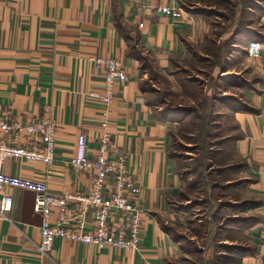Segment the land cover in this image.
<instances>
[{
    "label": "crops",
    "instance_id": "crops-1",
    "mask_svg": "<svg viewBox=\"0 0 264 264\" xmlns=\"http://www.w3.org/2000/svg\"><path fill=\"white\" fill-rule=\"evenodd\" d=\"M204 3L0 0V117L57 123L56 159L48 177V166L42 161L9 158L0 169L22 177L47 178L48 188L55 194L84 193L94 174L71 165L78 138L86 135L88 155L95 159L100 136L109 132L112 149L128 154L145 205L136 249H98L58 237L55 251L47 253L40 249L43 214L34 209L35 194L7 187L0 198L10 195L13 208L0 216V264H173L183 254L193 253L185 245L190 239L201 236L206 244L215 239L218 233L213 226L207 224L196 231L193 225L199 215L191 216L192 209L201 205L205 209L197 220L203 224L206 209L214 201L199 199L201 203L192 205L195 195L186 186L192 176L185 174L180 158L172 153L173 134L180 121L169 118L176 116V108L185 106L176 103L164 109L172 98H161L158 103L151 99L153 92L162 95L157 82L169 81L170 90H182L175 84L177 67L187 55L188 40L200 30L198 5ZM163 6L171 11L163 13ZM261 15L260 27H249L257 34L245 40V48L252 41L264 44V12ZM146 55L148 64H144ZM101 56L121 60L128 75L127 81L116 85L108 105L100 97L89 96L104 92L105 68L94 61ZM249 65L250 75L260 76L253 88L243 87L239 100L243 107L234 105L228 110V119H232L231 124L229 120L224 124L228 134L216 135L215 145H209L206 169L214 170L229 186L228 191L235 192L229 201L239 220L233 222L235 235L221 238L225 250L220 252L240 257L242 264H264V65L257 59ZM187 100L196 104L192 96ZM162 110H169V118ZM185 110L186 119L193 110ZM4 137L0 128V140ZM212 185L208 183L207 194L212 195ZM242 202L256 205L242 210ZM56 213L54 209L53 219ZM202 261L200 264H219Z\"/></svg>",
    "mask_w": 264,
    "mask_h": 264
},
{
    "label": "rangeland",
    "instance_id": "rangeland-1",
    "mask_svg": "<svg viewBox=\"0 0 264 264\" xmlns=\"http://www.w3.org/2000/svg\"><path fill=\"white\" fill-rule=\"evenodd\" d=\"M205 3L198 5L200 30L195 37L188 40L187 55L177 67L175 84L182 90L173 87V90H170L169 81H164L163 84L156 83L157 87L162 88L160 90L162 95L160 93L154 95V92L151 94V99L153 97L156 103L164 97L172 98L173 102L164 104V109L180 103L185 109L193 110L191 116L186 119V115L182 113L187 111L184 108H176L177 111H174L176 116L170 118L166 117L170 115L169 110L162 112L165 118L180 121L177 122V130L173 134L172 153L180 158L181 168L185 169V174L192 176L186 185L187 190L195 195L192 205L201 203L199 199L214 201L213 207L206 209L207 214L204 215L207 221L203 224L197 220L205 209L201 205L192 209L191 216L199 215L193 225L196 231H202L205 225L210 224V227L216 229L217 236L210 239L207 244L201 236L190 239L191 243L186 242L185 245L188 251L193 253L183 254L173 264H200L202 260H207L208 263L215 262L219 255L224 254L220 252L225 250L223 244H220L223 240L221 238L235 235L232 230L233 222L239 218H234L232 210L235 207L229 201L235 192L228 191L229 186H225L214 174V170L206 169L208 148L209 145H215L216 135L228 134L227 125L224 126L227 120L228 123H232V119H228L231 115L228 114V110L234 105L242 106L240 101L244 88H253L252 85L260 76L259 73L250 75L249 70L252 66L249 64L251 60L256 59L249 57L247 48L244 47L248 37L245 34L237 35V26L239 23H245L249 27L259 28L261 14L264 12V0H254L252 3L247 1V5L246 0H205ZM248 5H252L253 9L247 7ZM149 60L150 57L146 55L145 61ZM195 90L196 94H192ZM190 96L195 98L196 104L187 100ZM204 101H207L208 106L202 108ZM200 113H210L212 122L208 125V119H204L207 115L201 118ZM192 171L196 173L189 175ZM210 182L214 184L212 195L206 193ZM222 208L225 210L221 212Z\"/></svg>",
    "mask_w": 264,
    "mask_h": 264
},
{
    "label": "built area",
    "instance_id": "built-area-1",
    "mask_svg": "<svg viewBox=\"0 0 264 264\" xmlns=\"http://www.w3.org/2000/svg\"><path fill=\"white\" fill-rule=\"evenodd\" d=\"M129 3L138 0H126ZM169 13L168 6L160 7ZM249 57L264 65V44L252 41L247 47ZM97 67L105 68L104 92L90 93L100 97L103 104L112 102L115 87L128 80L123 63L118 58L96 57ZM106 126V122L103 123ZM0 128L5 137L0 140V166L9 158L27 161H42L48 166V177L56 159L57 123L52 119H40L33 123L0 117ZM111 133L100 136L98 156L88 155L87 137L78 138L75 156L71 165L94 174L89 190L84 193L55 194L47 184V178H29L12 175L0 169V192L7 187L22 188L35 194L34 209L43 214L41 245L43 252L53 253L56 238L62 237L84 244H93L98 249L115 247L136 249L143 229L145 205L142 187L130 170L126 151L112 149ZM20 142V143H19ZM13 199L10 195L0 198V216L10 212ZM54 209L57 213L54 217ZM264 250V241L261 244Z\"/></svg>",
    "mask_w": 264,
    "mask_h": 264
},
{
    "label": "trees",
    "instance_id": "trees-1",
    "mask_svg": "<svg viewBox=\"0 0 264 264\" xmlns=\"http://www.w3.org/2000/svg\"><path fill=\"white\" fill-rule=\"evenodd\" d=\"M247 1L249 2V3H252L254 0H246V5H247ZM247 7H252V5H248ZM239 30V31H238ZM239 34H247V35H245V36H247V37H250L251 35H255V34H257V32L255 31V29L254 30H252V29H250L249 28V25H245V23H239V25L237 26V35H239ZM248 39V38H247ZM141 60H142V62L144 63V59H142L141 58ZM144 64H148V62L147 61H145V63ZM192 94H196V90L192 93ZM207 103V101H205V102H203V104H202V108L204 107V106H208V104H206ZM201 108V109H202ZM189 112H190V110H188ZM205 115H207L206 117H204ZM200 117L201 118H203L204 117V119H208V122H207V124H209V121L210 122H212L211 121V119H210V117H211V114L210 113H208V114H206V113H200ZM210 119V120H209ZM256 205V203H253V202H242V203H240V205L239 206H241L240 208L242 209V210H244L246 207L248 208V207H253V206H255ZM226 249H230L229 247H227ZM227 250V251H228ZM240 253H239V255L242 253L241 251H239ZM215 262H218L219 264H242V260H241V258L240 257H238V256H236V258H234L233 256H231V255H219V257L216 259V261Z\"/></svg>",
    "mask_w": 264,
    "mask_h": 264
}]
</instances>
